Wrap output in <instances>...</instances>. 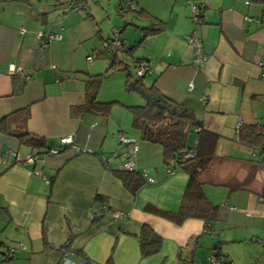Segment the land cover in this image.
Wrapping results in <instances>:
<instances>
[{
    "label": "crops",
    "instance_id": "crops-1",
    "mask_svg": "<svg viewBox=\"0 0 264 264\" xmlns=\"http://www.w3.org/2000/svg\"><path fill=\"white\" fill-rule=\"evenodd\" d=\"M28 1L38 11L59 5V0ZM113 1L117 11L122 0ZM0 2V119L23 107L29 112L25 120L18 113L5 121L10 132L0 129V260L7 246L22 243L23 250L5 264L109 259L111 264H209L211 255L225 264H264V162L252 155L264 142V19L257 21L264 16V0H131L125 16L118 14L124 22L119 35L126 28L124 38L134 45L118 57L152 58L144 81L184 103L197 122L185 146L206 162L198 179L217 209L212 220L187 217L180 223L166 213L177 212L196 158L176 163L159 143L140 138L125 105L143 99L115 101L112 118L110 108L71 113L72 105L83 102L86 79L95 74L88 71L79 79L77 58L99 49L90 41L75 55L76 43L88 39L84 21L92 22L102 44L110 37L100 35L91 9L92 18L81 12L80 26L71 13L53 25L48 13L38 14L23 1ZM191 4L201 6L200 23L190 19ZM39 30L61 37L42 46ZM192 30L206 54L201 68L187 43ZM109 59L103 57L105 65ZM10 65L22 71L10 74ZM238 120L256 124L250 141L239 137ZM14 130L42 138L45 146L20 141ZM66 135L78 151L60 147L58 139ZM119 135L137 140L136 172L146 169L145 181L133 192L112 173L120 168ZM46 147L60 151L49 155ZM10 150L22 158L32 150L37 159L9 163L4 155ZM170 166L174 169L167 173ZM101 204L124 212V218H112ZM143 225L161 237L159 249L147 256L140 253Z\"/></svg>",
    "mask_w": 264,
    "mask_h": 264
},
{
    "label": "trees",
    "instance_id": "trees-1",
    "mask_svg": "<svg viewBox=\"0 0 264 264\" xmlns=\"http://www.w3.org/2000/svg\"><path fill=\"white\" fill-rule=\"evenodd\" d=\"M64 1L67 0H59L56 3L61 5ZM71 3L73 4V8L76 3L78 5L80 4L81 9L78 12H83L85 17L92 18L86 0H72ZM154 30L155 28L149 29V31ZM109 38L110 37L106 40ZM49 42L42 44V46H46ZM133 46L134 45H131L128 41V45L125 48L107 52V54L110 55V59L106 65L105 72L110 68L126 71L124 83L126 90L135 91L143 98L142 104L125 105L132 115V126L139 131L141 139L159 143L163 147L165 157H171L173 159L177 150L190 148L185 146V137L188 131L196 125L197 122L194 119L192 110L184 103L169 98L162 93L155 84H147L144 81L145 76L149 75L152 65L150 67L148 66L144 73L139 75L136 72V64L141 61V59L131 57L135 75L131 73L126 58H119L118 54L121 53V55L125 56L124 53L128 54V51H130ZM142 60L153 61L152 58L146 57L142 58ZM101 75H103L102 72L95 73L86 79L83 102L72 105L70 108L71 113L75 114L76 112L83 113L88 111L106 113L109 110L110 106L115 101L101 102L96 100V93ZM18 113H22V120H25L29 114L28 107L15 110L0 119V129L5 132H10V129L6 128L4 123L7 120H11L13 118L11 116H18ZM237 131L241 139L249 140L247 137H250L251 135L254 136L255 133H257V127L256 124L243 126L241 123ZM13 133L20 139V141L29 145L37 147L45 146V142L42 138L32 135L25 130H14ZM64 146L67 145H61L60 147ZM46 148L48 149L49 147ZM47 149L44 152H46ZM195 158L196 162L194 168L190 170V176L177 212L166 213V217L175 223H180L187 217H199L205 220H212L215 218L217 206L212 204L206 197L202 189V183L198 179V173L204 169L206 162L199 160L197 155L191 159ZM253 159L257 162H264V159L256 160L254 157ZM112 173L132 192L135 191V188L139 184L145 181L144 176L139 172H136V170L128 171L120 167L118 169H112ZM229 188L230 190L239 189L241 188V185H230ZM97 198H99V196ZM101 203H104L103 200ZM160 242L161 237L158 234H156L151 228L145 225L142 226L140 230V253L142 256H147L156 252L159 249ZM21 250H17L16 252ZM16 252L12 255H8L7 250H5L4 259L0 261H8L10 258L15 257ZM105 264H111L110 259Z\"/></svg>",
    "mask_w": 264,
    "mask_h": 264
},
{
    "label": "built area",
    "instance_id": "built-area-1",
    "mask_svg": "<svg viewBox=\"0 0 264 264\" xmlns=\"http://www.w3.org/2000/svg\"><path fill=\"white\" fill-rule=\"evenodd\" d=\"M246 3H248L249 0H244ZM131 5V0H122L121 3L117 6L118 14L121 16H125L127 9ZM75 10L79 11L81 9L80 4L78 5L76 3ZM200 10L201 6L196 4H191V16L190 19L194 23H200ZM264 19V16H259L257 18V21H260ZM120 28H113L112 34L110 38L103 42L102 44V50L100 49H94L92 53L88 54L86 56V61L88 64L92 63L96 58L101 56V53L109 52L112 50H120L125 48L128 45V41L121 37L119 35ZM36 37L42 44H45L49 41L60 39V34L58 33H44L43 31L39 30L36 33ZM187 43L193 50V63L196 67L201 68L203 67L205 60H206V54L204 53L202 42L200 37L197 35L195 30H192L186 35ZM259 64H262V61L259 62ZM136 72L137 74L141 75L144 73V71L152 65L151 61H139L136 64ZM10 74H19L22 71V68L20 66L10 65L8 69ZM191 85V84H190ZM241 121L238 120L236 122V130H238L239 126L241 125ZM198 129V127H197ZM58 143L60 145H67L71 149L78 151L79 146L73 141L72 137L70 135L61 136L58 139ZM118 143L120 150L118 153H116L117 156L120 158V167L122 169L128 170V171H135L136 170V153L138 148L137 140L125 135H119L118 137ZM59 152V147H51L48 148L45 153L52 155ZM196 155V150L193 148L189 149H179L175 152V157L173 158V161L176 163H181L184 160L194 158ZM253 157L256 160L264 159V142H262L256 150L253 152ZM7 162H17V161H23V162H34L37 159V154L34 151H29L24 155V158L19 156V153L16 150H10L7 154L4 155ZM174 169L173 167H168L166 172L171 173ZM146 169L143 168L141 171V174L145 176ZM48 181V179H45ZM101 209H103L105 212L110 214L112 218H124L125 214L122 211L112 209L108 207L107 204H101ZM24 246L22 243H18L15 246H8L6 247L8 255H12L17 250L23 249ZM0 264H5V262L0 261ZM190 264V262H188ZM209 264H225V259L223 257H218L211 255L209 257Z\"/></svg>",
    "mask_w": 264,
    "mask_h": 264
},
{
    "label": "rangeland",
    "instance_id": "rangeland-1",
    "mask_svg": "<svg viewBox=\"0 0 264 264\" xmlns=\"http://www.w3.org/2000/svg\"><path fill=\"white\" fill-rule=\"evenodd\" d=\"M51 2L52 0H36V2ZM44 2V3H45ZM91 13L95 17L96 21L98 22V25L100 27V35L103 37H108L111 36L112 34V29L115 28H120V26L123 25L122 19L119 17L117 11H116V5L117 2H114L113 0H88ZM2 3V2H0ZM17 6H20V3L16 2ZM52 7L48 8L51 9ZM42 10V11H47ZM38 10V9H37ZM40 11V10H39ZM71 13V15L74 17V15L78 16V19L81 18V13L76 11L73 8V4H69L68 7L62 8V9H57L53 10L50 13L46 15L49 18V23L54 22V24H60L58 21V18L60 20V17L63 16V14ZM83 13V12H82ZM113 15V16H112ZM117 19V21L113 20ZM74 19V18H73ZM113 20V21H111ZM80 21V19H79ZM112 22V23H111ZM81 21L79 22V26L81 25ZM84 23L88 25V28L83 29V33L85 36L88 38L86 41L83 43H80L79 41L76 43L78 44L76 48L75 55L78 56L80 54V51L85 47L86 45L89 44L90 41H94V44L96 45V48H99L102 50V43L99 41L98 34L96 33L95 26L90 22L89 20H85ZM126 28L122 30L120 35L124 37L125 35ZM126 38V37H125ZM57 44H60L58 42ZM49 45V44H48ZM47 45V46H48ZM57 50L56 52H59V54H62L63 52L61 51V47H56ZM91 51V49H90ZM90 54L92 53L89 52ZM121 54V53H120ZM68 53H65L64 56L66 57ZM103 57L110 58V55L107 54V52H104L102 56H99L96 58L94 63L88 64L86 61L85 55H83V60L82 57L79 55L77 58V63H79L78 66V72L76 73L78 78L80 79V76H84V73L91 71L93 73L96 72H102L103 75H101L100 78V83L98 85L97 93H96V100L101 101V102H107V101H138L139 98H142L137 92L132 91V90H126L124 83H125V76H126V71L125 70H118L114 68H110L108 71L105 72L106 65L103 61ZM127 59V58H126ZM128 63H129V68L130 71L133 75H135L134 72V67L133 63L131 60L128 58ZM143 99V98H142ZM143 101V100H142ZM116 103H113L110 107L111 113L110 116L112 118V112L116 111V106H114ZM124 111L125 108H120ZM126 111H129L126 109ZM130 113V112H129ZM16 244L12 245L15 246Z\"/></svg>",
    "mask_w": 264,
    "mask_h": 264
},
{
    "label": "water",
    "instance_id": "water-1",
    "mask_svg": "<svg viewBox=\"0 0 264 264\" xmlns=\"http://www.w3.org/2000/svg\"><path fill=\"white\" fill-rule=\"evenodd\" d=\"M19 1H23V2H25L26 4H28L36 13H38V14H47L48 12H51V11H53V10H57V9H62V8H66V7H68L69 6V4L71 3V1L72 0H67L66 1V3H64V4H61V5H56V6H54V7H52L51 9H49V10H47V11H38L34 6H33V4L30 2V1H28V0H19Z\"/></svg>",
    "mask_w": 264,
    "mask_h": 264
}]
</instances>
